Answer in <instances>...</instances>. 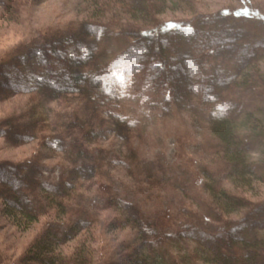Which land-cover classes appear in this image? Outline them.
I'll return each mask as SVG.
<instances>
[{
    "label": "rangeland",
    "instance_id": "374dc122",
    "mask_svg": "<svg viewBox=\"0 0 264 264\" xmlns=\"http://www.w3.org/2000/svg\"><path fill=\"white\" fill-rule=\"evenodd\" d=\"M166 1V5L158 0L152 2L153 9L144 24L162 27L179 24L194 28L179 34L174 40L176 47L189 51L201 41L203 51L200 56L213 52L210 54L213 58L219 52H215L216 45L235 40L240 46L248 47V52L232 55L237 56L236 62L248 55L264 58V0ZM90 3V0H0V167L8 164L16 166L22 173L31 172L40 189H54L60 183H68L74 164L94 168L87 178L76 182L74 202L66 203L70 206L69 219L58 215L55 209L46 208L37 222L28 227L20 226L6 215L5 203L0 199V264H34L27 262L25 255L35 239L51 223L60 225V230L64 231L75 221L78 205L87 210V225L79 235L57 247L55 254L63 259L62 264L73 261V253L83 237L91 239V264L113 261V264H125L132 254L130 249L142 248L135 227L123 212L125 209L122 210L126 204H134L135 209H132L139 213L147 231L156 230L157 234L149 236L148 255L152 261L160 256L163 263L169 264L172 260L175 264H197L193 261L194 256L184 257L193 251L191 237L205 240L206 223L211 224L207 222L208 211L215 209L211 205L208 186L244 200L250 206L264 203V136L257 134H264V88L235 89L234 97L228 98L230 103L242 104L244 112L251 113L258 121L255 131L240 133L247 145L248 159L258 176L251 189L232 184L231 169L209 127L208 116L213 106L204 105L197 99L198 88L187 98L188 102L178 104L171 85L165 84L162 88L155 85L158 73H164L162 64H151L145 69L140 67L143 58L149 61L156 58L161 46L155 39L154 43H142L139 47L136 45L138 48L133 52H127L132 43L130 29L127 35L111 29L115 36L105 28L96 31V41L89 40L87 44L95 55L104 57V67L100 70L102 74L90 76L95 87L101 89L98 94L92 93L94 102L87 103L82 96L72 95L43 103L32 92L20 90L19 87L27 84V79L11 66L23 67L21 60L24 59L15 62L14 51L32 42H45L65 31H80V24L91 10ZM225 12L238 16L247 12L250 17L241 15L230 19L232 15H226L229 19L224 20L222 13ZM124 22H128L127 17ZM202 22L206 24L203 27ZM218 24L221 27L218 28ZM142 27L146 28V25ZM212 28H216L214 35ZM161 39L164 46L169 43V37ZM79 50V55L86 51ZM172 50L176 52L172 48L167 52L174 54ZM66 51L72 52L73 48ZM148 51L152 53L150 56ZM220 57L217 64L221 73H226V69L235 70V61L230 60L228 49L223 50ZM8 62L11 63L7 65ZM184 63V72L178 71L179 66L183 68V63L174 62L173 67L177 74L187 78L186 85L197 79V71L204 65L192 59ZM209 65L211 61L204 69ZM245 68L241 66L237 73ZM257 68L260 71L254 76L259 77L261 72L264 73V62ZM221 73L218 80L232 76V73ZM167 75L169 79L176 76L172 71ZM205 77L208 83L209 76ZM239 78L240 75L235 74L230 86H236L241 81ZM60 84L61 81L55 83L56 86ZM206 87L202 89L206 90ZM101 95H104V101H97ZM220 112L230 116L226 107ZM78 124L83 127L80 131L76 128L75 136L72 131L80 126ZM114 124L127 129L128 140L120 139V128L118 130ZM16 127L18 130L14 131ZM55 130L64 137V151L45 139L56 137ZM68 130H71L69 136L64 135ZM91 130L97 136L88 142ZM80 145L82 150H79ZM81 152L85 154L82 159L77 156ZM0 182L3 181L0 179ZM78 194L83 200L76 198ZM245 213L246 210H241L221 218L223 221L240 220ZM196 215L203 220L199 225L193 222ZM262 220L259 219L264 224ZM187 222L192 223V229L184 228ZM151 249L156 251L151 253Z\"/></svg>",
    "mask_w": 264,
    "mask_h": 264
},
{
    "label": "trees",
    "instance_id": "16d2710c",
    "mask_svg": "<svg viewBox=\"0 0 264 264\" xmlns=\"http://www.w3.org/2000/svg\"><path fill=\"white\" fill-rule=\"evenodd\" d=\"M90 1L91 10L88 18L80 24V31H65V33L49 37L45 42H32L14 51L16 54L14 55L15 62L20 58L24 59L21 60L24 63L23 67L11 66L18 74H23L24 79H27V84L19 87L20 90L32 92L38 98H41L43 103L72 95L82 96L87 103L94 102L95 98L92 93L96 92L98 94L101 89H97V86L95 87L96 84L91 81L90 76L102 74L100 70L104 67L102 65L104 57L95 55L93 50L90 49L91 47L87 44L89 40L96 41V31L105 28L109 30L110 35L115 36L114 29L119 30L125 35L129 34L127 30L130 29L133 33L131 35L132 43L127 47V52L128 50L133 52L135 48L137 49L140 46L139 44L154 43L155 39V43L161 46L158 47L157 55L153 52L156 58L153 59V57L151 61H149L150 59L143 58L139 62L140 67L145 69L146 66L151 64H162V71L164 73H158L155 85L159 88L165 87V84L166 86L169 84V87L172 86L173 95L178 104H183L185 101L188 102L187 98L189 99L193 90L197 92L196 88H198L197 99L204 105L213 106V109L210 111L211 115L208 116L209 127L211 134L221 146L225 162L231 169L232 184L235 187L240 186L241 188L251 189L252 183L258 176L253 167L254 165L248 159L246 152L247 145L244 138L240 136V133L241 131H255L258 127V121L252 117L251 113L244 112L242 104L238 103V105H235L232 102L230 103L228 98H233L237 89L245 90L250 87H257V90H259L260 87L264 88V73L261 72L262 75L259 77L254 76L255 72L260 71V68H257V66L264 62V58H260V56H254L253 58L252 55H248L245 59L236 62L237 56L232 55L237 53L240 55L244 54L248 47L247 45L240 46V43L235 40L229 43H223V45H216L215 52H219H216L218 54H215L213 58L210 57V54L213 52H208L209 54L207 56H200V53L203 51V42L201 41L193 45L189 51H184V49L176 47L174 43L177 42L174 40L179 38V34L183 32L188 33L193 31L194 28L179 24L163 27L155 24H144L147 22L146 19L149 17L151 9H153L152 2L156 0ZM158 1H161L160 4L162 5L167 4L166 0ZM158 13L160 12H156V14ZM226 15L232 14L227 12L222 13L224 20L229 19ZM241 15L250 17V14L247 12ZM241 15L239 16L241 17ZM239 16L232 15L230 19L240 18ZM125 17L128 18V22H124ZM143 24L146 25V28L142 27L144 26ZM200 25L203 27L206 24L202 22ZM217 27H221L220 24ZM220 30L223 31L224 28ZM211 34H216V28H212ZM164 36L169 37V43L166 46L163 45V39H161ZM237 46H240V48L237 49ZM70 47L73 48V51L67 52L66 49ZM145 48L147 51V46ZM168 48H172L176 52L172 50L173 53L175 52L174 54L168 53ZM79 49H85L86 51L79 55ZM226 49H228L229 56L231 57L230 60L233 59L235 61V70L226 69V73L224 71L221 73L219 64L217 63L221 60L220 56L222 51ZM148 54L150 56L152 53L148 51ZM251 58L255 61L252 62L253 60ZM189 59L195 62L197 61L199 65L201 63L204 66H206L207 62L211 61V65H209V68L205 67V69L204 66L200 67L197 71V79L184 85L187 78L177 74V69L174 71L173 66L175 65L174 62H177V64L183 63V68L179 66L178 71L184 72L186 68L184 62L189 61ZM10 63L8 62L7 65ZM241 66H245L246 68L241 70L240 73H237V70ZM26 70H28V73H24ZM169 71H172L173 76L176 75L173 79H169L167 75ZM220 73H232V76L224 80H218V74ZM235 74L237 77L240 75L241 81L235 84L236 86L231 87L230 84H232L231 82L234 80ZM206 75L209 76L210 81L208 83L206 80L207 77H205ZM32 80L33 83H31ZM58 81H61L63 85L56 86L55 83ZM205 86H207L206 90H203L202 88ZM101 96L97 101H104V95ZM224 107L228 108L230 116L227 117L220 114V110ZM236 116H240V118L236 119ZM78 125L80 126L74 127V132L72 131L75 136L77 135L76 128L77 131H80L83 127L81 124ZM115 126H117L118 130L120 128L118 131L120 139L123 141L128 140V136L126 135L127 129L120 127L119 124H114ZM13 130L17 131L18 127ZM93 131L91 130L89 133L88 142L92 141L91 137L97 136ZM68 132H71V130H68L64 135L69 136ZM55 133L56 137L49 138V140L47 138L45 139L50 144H56V148L62 151L64 144V140L62 139L64 137L60 136L61 134L56 130ZM257 134L264 136L260 132ZM70 135L72 134L70 133ZM83 140L85 141L86 138ZM79 150H82V145H80ZM84 155V152L77 153V156L81 159ZM81 162L84 163V160ZM74 165L75 167H73L71 172L73 175L69 178L68 183H60L54 189H44L42 187L40 189L38 185L36 186L37 183L31 175V172L28 174L22 173L16 166L8 164L0 167V179L3 181L0 182V199L5 203L6 215L14 219L18 225H23L24 227H28L37 222L38 217L45 214L44 210L46 208L51 210L55 209L58 215L62 217L67 216L68 218L69 214L67 213L70 206H66V203L67 205H71L68 202H74L72 200L73 194L76 192L77 180H84L94 169L87 165V167L85 165ZM207 191L212 199L211 205L215 209L212 212L208 211L210 217L207 222L211 224L206 223L205 240L199 237H191L194 248L184 258H188L190 255L192 257L194 256L196 259L193 261L197 264H264V224L259 221V219H263L262 221L264 222V203L250 206L244 200L231 196L222 190L216 191L214 188L212 189V187L208 186ZM76 198L80 201L83 200V197L79 194ZM33 204L35 208H33ZM133 206L134 204L123 205L122 210L125 209L123 212L127 213L128 221L135 227L139 235L138 242L142 244V248L130 249L132 254L125 264H168L163 263L159 255L153 261L150 259L148 252L150 251L149 243L151 238L149 236L157 233L154 228L147 231L146 227L142 226V218L136 210H133L135 209ZM77 210L75 221L65 227L64 231L60 230V225L56 226L51 223V225L47 226L44 233L35 239L26 252L25 260L34 264L64 263L62 261L63 259L55 254L57 247L61 243H65L79 235V232L83 231L85 225H87V210L83 209L81 205H78ZM241 210H246V213L240 220L223 221L221 218L222 216L230 215ZM65 221L69 222V220ZM193 222L195 225L201 224L203 222L202 217L200 215L194 216ZM191 224L190 222H187V225L184 223V228L189 229ZM90 241L91 239L87 237L81 238L78 249L73 253V261H67L65 264L93 263L92 258L89 257L91 255L89 248ZM153 250L151 249V253L156 251ZM112 259L113 257L110 260ZM109 263L113 264L114 261ZM102 264H105V262ZM169 264L175 263L171 260Z\"/></svg>",
    "mask_w": 264,
    "mask_h": 264
}]
</instances>
